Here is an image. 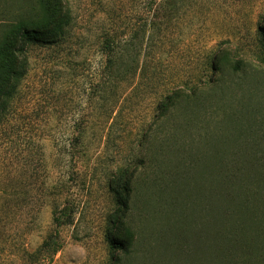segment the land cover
<instances>
[{
  "label": "rangeland",
  "instance_id": "rangeland-1",
  "mask_svg": "<svg viewBox=\"0 0 264 264\" xmlns=\"http://www.w3.org/2000/svg\"><path fill=\"white\" fill-rule=\"evenodd\" d=\"M239 1L240 6L227 16L228 23L219 22L221 13L206 9L200 30L184 28L182 35L180 30L172 34L166 82L193 74L212 47L221 70H209L202 105H177L167 126L157 129L160 136L169 132V139L160 144H170L169 152L186 161V166L176 169L179 179L168 176L167 185H140L136 206L124 222L134 232V240L128 248L113 249L109 239L128 237L118 232L122 225L116 229L118 234L108 233L114 204L105 186L106 173L141 159L144 149L136 143L135 129L129 128V137L123 133L125 123L115 127L116 139L105 148L108 124L94 108L92 84L104 61L100 42L108 32V0H68L74 17L72 39L58 52L31 50L28 74L0 117V264H216L210 254L222 240L215 237L223 225L230 231L238 228L244 239L253 241L259 225L251 214L240 212L228 224L217 214L224 209L218 194L224 188L218 179L220 159H250L264 151V0ZM110 3L129 10L123 15L124 23L137 17V2ZM17 9L13 0H0V25L12 20ZM157 89L144 93L139 105L127 112L135 110L133 114L148 120ZM81 122L91 129L88 158L77 149L71 154L69 148ZM122 136L127 143L120 140ZM189 158L196 161L192 164ZM72 172L79 173L70 192L75 220L56 227L57 186L72 179ZM136 174L144 179L168 175L156 168H139ZM208 186L213 188L216 209L210 221L198 212ZM260 228L263 242L264 221ZM56 230L61 249L48 259L41 247ZM239 248L233 253L241 255ZM258 252L257 248L249 251V264H258Z\"/></svg>",
  "mask_w": 264,
  "mask_h": 264
},
{
  "label": "trees",
  "instance_id": "trees-1",
  "mask_svg": "<svg viewBox=\"0 0 264 264\" xmlns=\"http://www.w3.org/2000/svg\"><path fill=\"white\" fill-rule=\"evenodd\" d=\"M13 1L17 5V12L14 13L12 20L0 25V117L7 112L28 74L31 50L41 48L58 52L69 43L73 34L74 17L68 0ZM132 1L139 4V11H135L136 6L131 10L133 13L135 11L137 17L124 23L123 15L129 10L110 7L111 0H108V32L100 42L104 61L97 69L96 81L92 84L94 98L97 101L94 105L95 111L99 115H104L108 124L104 129L105 148L109 149L116 139L115 127L125 123L128 127L123 133L129 137L131 134L129 128L135 129L133 135L137 139L136 143L144 149L141 159H132L131 162H125L106 173L105 186L114 204L108 219V233L113 231V234H116V229L122 225L123 228L118 232L124 231L128 237L124 241H118L116 237L109 239L113 249L128 248L134 240V232L124 222H128L133 207L136 206L140 185L148 188L158 184L167 185L168 176L179 179L181 174L176 169H183L186 166V161H181L174 153L169 152L170 144H160L169 139V132L165 136H160L157 129L167 126L172 110L177 105H202L204 102L202 86L209 82V70H221L217 54H214L212 47L205 51L200 67L195 66L193 74L166 82L164 74L167 71L166 67L170 65L168 60L173 55L171 44L175 37L172 34L175 30H180L179 33L182 35L184 28L200 30L206 21L201 17L206 9L221 13L223 17L219 18V22L228 23L227 16L232 15V11L240 6L239 0ZM252 2L254 0H251ZM154 87L158 89L152 94V116L150 115L148 120L147 116L140 118L133 114L135 110L129 109L132 113L127 112L129 107L134 109L138 106V102H141L139 98L144 93L153 91ZM90 130L87 123H80L77 135L69 145L71 154H75L77 149L82 158L90 156L91 143L88 142ZM160 138L163 139L158 140ZM120 140L127 143L123 136ZM242 146L241 151L244 150ZM247 146L246 144L244 147ZM189 159L192 164L196 161L193 158ZM219 163L218 179L223 181L224 188L218 194L222 203L224 202V209L222 206L223 211L220 209L217 214L222 220L225 218L223 221L228 224L240 212L249 213L252 220L259 225V231L251 241L244 239L238 228L230 231L223 225L216 232L215 239L222 240L218 241L215 252L212 251L210 254L211 261L216 264H249L248 253L251 249L257 248L258 264H264V253L261 254L264 250V241L260 242L259 239L262 235L260 233H263L260 223L264 221V151L259 157L220 159ZM167 165L174 168L166 169L164 166ZM139 168L144 170L156 168L168 175H163L160 179L156 176L144 179L136 174ZM77 174L79 173L72 172L69 176L72 179L64 180L57 186L58 201L53 207V223L56 227L74 223L75 206L71 202L70 192L72 193ZM212 189L208 186L203 192L204 201L200 203L198 210L206 221H210L216 215L215 204L211 198ZM58 233L56 230L41 247L48 259L61 249L57 239ZM237 245L242 250L241 255L233 253Z\"/></svg>",
  "mask_w": 264,
  "mask_h": 264
}]
</instances>
